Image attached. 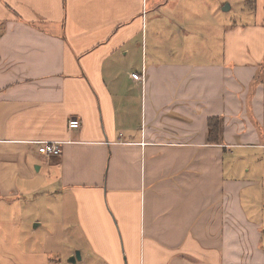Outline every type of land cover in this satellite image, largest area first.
Wrapping results in <instances>:
<instances>
[{"label":"crops","instance_id":"0c3cea01","mask_svg":"<svg viewBox=\"0 0 264 264\" xmlns=\"http://www.w3.org/2000/svg\"><path fill=\"white\" fill-rule=\"evenodd\" d=\"M201 6L0 0V264H264V0Z\"/></svg>","mask_w":264,"mask_h":264},{"label":"rangeland","instance_id":"374dc122","mask_svg":"<svg viewBox=\"0 0 264 264\" xmlns=\"http://www.w3.org/2000/svg\"><path fill=\"white\" fill-rule=\"evenodd\" d=\"M215 1H218L220 3L218 6L221 9V12L219 16H215L213 14L216 9L214 10ZM242 6V0H202V6L201 9H198L197 12L201 16L200 21H209L210 13H212L213 20L215 23H225V21L230 22L231 24H235L238 20L237 14L239 13V10ZM199 18V19H200ZM210 21H212V18H210ZM187 31L189 29H186ZM235 155L233 157V160L236 161L237 158V152L232 151ZM248 160L253 159V161H256V163H253V165H249L252 172L256 173V176L254 180L258 181V185L250 188L247 190L248 192L252 191V195L250 197L252 204L262 205L264 207V203L262 204V201H264V152L258 155H252L247 157ZM243 165V164H242ZM244 168V167H243Z\"/></svg>","mask_w":264,"mask_h":264},{"label":"built area","instance_id":"2783aa9c","mask_svg":"<svg viewBox=\"0 0 264 264\" xmlns=\"http://www.w3.org/2000/svg\"><path fill=\"white\" fill-rule=\"evenodd\" d=\"M132 78L134 80L143 81V76L138 74H133ZM80 126V123L77 119H73L69 122L68 127L71 130L78 129ZM43 152L45 156L47 157H57L61 154V144L58 142H47L44 144Z\"/></svg>","mask_w":264,"mask_h":264},{"label":"trees","instance_id":"16d2710c","mask_svg":"<svg viewBox=\"0 0 264 264\" xmlns=\"http://www.w3.org/2000/svg\"><path fill=\"white\" fill-rule=\"evenodd\" d=\"M218 122L217 120H210V123H209V130H210V133H211V136L214 135V139L215 140V137H216V134H217V131H218Z\"/></svg>","mask_w":264,"mask_h":264},{"label":"water","instance_id":"95a60500","mask_svg":"<svg viewBox=\"0 0 264 264\" xmlns=\"http://www.w3.org/2000/svg\"><path fill=\"white\" fill-rule=\"evenodd\" d=\"M75 258H76V259H79V254H78L77 252L75 253ZM75 258H72L71 260H72V261H75Z\"/></svg>","mask_w":264,"mask_h":264}]
</instances>
